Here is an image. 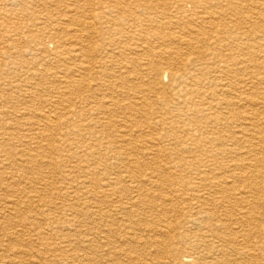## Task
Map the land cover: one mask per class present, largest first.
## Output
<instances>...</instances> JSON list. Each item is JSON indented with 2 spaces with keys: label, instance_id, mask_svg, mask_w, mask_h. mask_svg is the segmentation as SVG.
Segmentation results:
<instances>
[{
  "label": "bare ground",
  "instance_id": "obj_1",
  "mask_svg": "<svg viewBox=\"0 0 264 264\" xmlns=\"http://www.w3.org/2000/svg\"><path fill=\"white\" fill-rule=\"evenodd\" d=\"M243 1L254 21L240 0L75 1L72 102L1 98L0 264H264V0Z\"/></svg>",
  "mask_w": 264,
  "mask_h": 264
},
{
  "label": "rangeland",
  "instance_id": "obj_2",
  "mask_svg": "<svg viewBox=\"0 0 264 264\" xmlns=\"http://www.w3.org/2000/svg\"><path fill=\"white\" fill-rule=\"evenodd\" d=\"M75 1L76 0H0V21H1L0 22V61L5 62V63L3 62L4 64L0 66V75H1L0 76V100H1L0 103H5L3 99H1L2 97H4L5 95L6 97L10 95V97L8 98L10 99V101H12L11 103L14 105L17 104V106H19L17 99L18 98L23 99L25 97H26L25 99H27V97H29L30 92H33L37 95V104L38 106L40 105V109L42 108V105H43V108H46L49 105L58 102L60 98L59 96H63L64 100H68V101L72 100L71 97H69L71 96L70 94L69 95L65 94V82L67 81L65 79L66 69L65 67H63V64L60 63L62 60H65L67 56H60L58 58L57 56H55L56 55L55 53L59 52L60 54H62L65 51H68V49H70L71 46L73 45V42L71 38L69 39L67 37H64L61 40H58L55 37V34L62 33L64 35H67V34H71L72 31H74V28H73L74 23L70 21L69 15L71 16L73 15L72 10L73 8H75L74 6ZM256 1L262 2L261 0H256ZM91 2L92 0H89V3L93 5L95 3H101L102 0H94L93 3ZM168 3H171V2H168ZM240 3L243 9L240 15L241 18L237 20L236 22L238 23L241 20H243L246 23L250 21H254L252 14L248 12L245 8V6L247 7L248 3L243 0H240ZM184 4L187 5L186 3ZM196 12H202V10L198 8L196 9ZM64 14L66 15V17L63 16ZM172 31L178 32L176 29H173ZM241 31L242 32L247 31L246 25ZM4 43L6 44L4 45ZM23 61L24 62L28 61L29 66L27 67L29 69L25 67L24 68L21 67L20 64ZM11 63H14V65ZM107 65H109V63H107ZM34 68L35 70H33ZM67 74L69 75L68 71H67ZM218 78L222 80L223 76H219ZM228 79H230V77L226 78L225 82H227ZM164 81H166V78H164ZM40 86H42V88ZM19 88L22 90H19ZM45 94H48V95H45ZM39 95L40 96L42 95V96L40 97ZM13 98H16V99L14 100ZM66 105H69V103H66ZM22 108L23 106L19 108L16 107V112L18 111L20 112ZM53 135L55 136L56 140L59 141V143H62L61 139L63 137H61L60 133L54 132ZM62 140L64 141L65 139L63 138ZM82 140L79 141L78 139H75L74 146H73L75 149L73 148L72 152H74L78 156L82 155V157L86 159L87 163L90 165L93 162V158L96 155L93 156L92 152H90L88 148L91 146V144H94L95 141L94 139H91V138H86V139L84 138ZM101 159H102V162L100 163L101 164L100 174H96L93 177L96 180L97 179L102 180L106 177V174H104L102 169L104 170L106 167L112 168L114 166V163H116L112 158L108 156H105V157L103 156L101 157ZM65 165H67L66 162H65ZM40 167H41L42 172H45V173L47 171L52 170V166L48 162L47 159L42 161V164ZM58 173L59 172H55L50 175L52 182L55 181L57 177H59ZM54 184L55 186L58 185L56 183ZM0 186L2 189L1 195L2 196L6 195L4 185H0ZM22 186L24 187V185H20V188ZM57 187H59V185ZM48 189L50 190L49 191L50 194L46 195L45 200L55 201V197H56L55 192L53 191V189H50L49 187ZM169 216L172 217V214H169ZM57 217L59 219L60 218L63 219V213L59 214L58 212ZM176 218L177 217H172L171 220H174ZM0 222H3L2 218H0ZM81 230H83V233H84L86 228L82 227ZM10 231L12 233L13 230L9 229L5 231V234H1L0 232V243L1 244L2 242H5L3 243V245H6L7 243L6 241H8L9 236H11V233H9ZM14 231L18 232L16 234L17 236H19V239H20L19 241L22 242L23 240L24 242V243L22 242L23 245L21 247H41V245H38V242H35L37 241L36 238H34L31 233H27V230H25V228H21V226L16 227ZM3 236H4V239H3ZM11 238L13 239L14 237L11 236ZM44 241H47V239H45ZM71 241L72 242H67L63 240L61 241L62 243L60 244V246L61 247H70V246L77 247L74 240H71ZM55 243L57 245L60 242L47 241V244H51V245L54 244V246H55ZM8 245L9 243H7L6 246ZM16 245L18 246L16 249H18L20 244H16ZM16 245L15 246L13 245V247H16ZM65 250L69 251V248H65ZM151 251H153V249ZM138 261L140 260L137 259L133 261L132 263L138 264L139 263Z\"/></svg>",
  "mask_w": 264,
  "mask_h": 264
}]
</instances>
